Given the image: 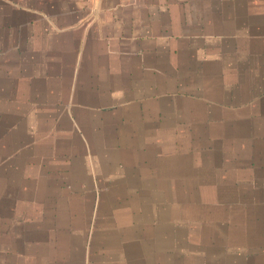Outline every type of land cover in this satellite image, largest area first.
<instances>
[{"label": "crops", "instance_id": "obj_1", "mask_svg": "<svg viewBox=\"0 0 264 264\" xmlns=\"http://www.w3.org/2000/svg\"><path fill=\"white\" fill-rule=\"evenodd\" d=\"M0 264H264V0H0Z\"/></svg>", "mask_w": 264, "mask_h": 264}, {"label": "rangeland", "instance_id": "obj_2", "mask_svg": "<svg viewBox=\"0 0 264 264\" xmlns=\"http://www.w3.org/2000/svg\"><path fill=\"white\" fill-rule=\"evenodd\" d=\"M100 217H101V215H97L95 218H98V221H100ZM95 220H96V219H95ZM105 220H106V218L103 217L102 221L105 222ZM90 232H91V231H89V230H86V231H85L87 237L89 236ZM86 236H85V238H86ZM116 257H120V258H122V254H120V255H119V254L116 255ZM113 260H116V259H113Z\"/></svg>", "mask_w": 264, "mask_h": 264}]
</instances>
